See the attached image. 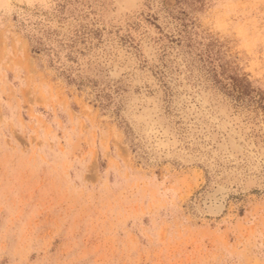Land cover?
Segmentation results:
<instances>
[{
  "label": "rangeland",
  "instance_id": "374dc122",
  "mask_svg": "<svg viewBox=\"0 0 264 264\" xmlns=\"http://www.w3.org/2000/svg\"><path fill=\"white\" fill-rule=\"evenodd\" d=\"M0 264H264V0H0Z\"/></svg>",
  "mask_w": 264,
  "mask_h": 264
}]
</instances>
